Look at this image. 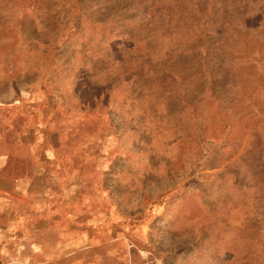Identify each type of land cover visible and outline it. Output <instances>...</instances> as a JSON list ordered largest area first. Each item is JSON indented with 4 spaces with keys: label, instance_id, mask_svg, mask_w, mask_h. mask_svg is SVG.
<instances>
[{
    "label": "rangeland",
    "instance_id": "374dc122",
    "mask_svg": "<svg viewBox=\"0 0 264 264\" xmlns=\"http://www.w3.org/2000/svg\"><path fill=\"white\" fill-rule=\"evenodd\" d=\"M0 264H264V0H0Z\"/></svg>",
    "mask_w": 264,
    "mask_h": 264
}]
</instances>
